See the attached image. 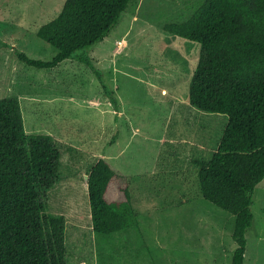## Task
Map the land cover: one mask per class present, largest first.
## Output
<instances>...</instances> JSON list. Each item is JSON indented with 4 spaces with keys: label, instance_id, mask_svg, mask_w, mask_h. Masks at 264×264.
<instances>
[{
    "label": "rangeland",
    "instance_id": "obj_1",
    "mask_svg": "<svg viewBox=\"0 0 264 264\" xmlns=\"http://www.w3.org/2000/svg\"><path fill=\"white\" fill-rule=\"evenodd\" d=\"M66 0H0V98L17 97L29 134L52 135L61 176L45 198L66 218L69 264H232L235 216L201 194L196 160L217 151L228 115L190 102L201 44L165 31L202 0H139L87 54L103 71L106 93L87 64L68 59L39 69L57 49L38 37ZM83 53V52H82ZM101 158L131 180L140 226L93 231L88 172ZM245 264H264V179L257 186Z\"/></svg>",
    "mask_w": 264,
    "mask_h": 264
},
{
    "label": "trees",
    "instance_id": "obj_2",
    "mask_svg": "<svg viewBox=\"0 0 264 264\" xmlns=\"http://www.w3.org/2000/svg\"><path fill=\"white\" fill-rule=\"evenodd\" d=\"M137 1L66 0L59 15L37 32L57 55L50 61L22 52L18 56L39 69L79 60L91 67L116 103L87 51L104 41ZM164 29L201 44L191 104L228 115L217 151L195 163L203 198L235 216L232 264H245L254 193L264 179V0H202L187 20L166 23ZM60 166L53 136L27 133L19 99L0 98V264H69L66 218L48 213L45 202L60 179ZM88 176L96 234L140 226L126 174L101 158Z\"/></svg>",
    "mask_w": 264,
    "mask_h": 264
}]
</instances>
